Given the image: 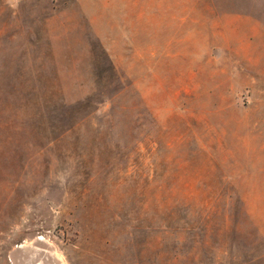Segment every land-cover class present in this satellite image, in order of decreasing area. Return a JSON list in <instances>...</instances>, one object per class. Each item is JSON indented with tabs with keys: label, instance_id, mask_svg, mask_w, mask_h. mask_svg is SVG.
Instances as JSON below:
<instances>
[{
	"label": "rangeland",
	"instance_id": "obj_1",
	"mask_svg": "<svg viewBox=\"0 0 264 264\" xmlns=\"http://www.w3.org/2000/svg\"><path fill=\"white\" fill-rule=\"evenodd\" d=\"M0 264H264V0H0Z\"/></svg>",
	"mask_w": 264,
	"mask_h": 264
}]
</instances>
